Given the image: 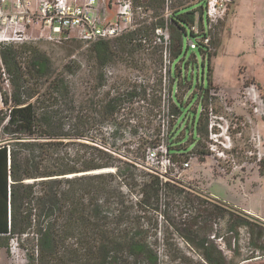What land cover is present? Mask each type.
Segmentation results:
<instances>
[{"label": "rangeland", "instance_id": "obj_1", "mask_svg": "<svg viewBox=\"0 0 264 264\" xmlns=\"http://www.w3.org/2000/svg\"><path fill=\"white\" fill-rule=\"evenodd\" d=\"M14 1L3 7L4 13L24 11V0L19 7L12 6ZM38 1L31 0L36 11ZM214 1L132 0L134 26L130 32L133 42L142 46L133 60L120 58L101 67L89 61L86 49L91 43L83 42L76 33L53 36L42 20L27 23L24 29L19 26L27 37L22 43L38 46L50 58L54 75L69 82L75 111H85L87 97L96 102L105 95H121L119 114L93 127L94 135L101 133L106 142L131 149L139 143L152 148L159 135L155 140L159 154L146 151L140 165L184 189L183 196H162L159 201L160 210L165 205L174 216L180 215L174 221L183 231L172 226L167 229L158 216L157 231L149 240L157 244L160 264L202 262L186 236L194 243L202 238L213 243L227 260L234 258L237 264H264V143L262 146V134L253 132L255 119L264 120V0H230L220 17L209 15ZM115 9L116 5L108 9L105 22L116 21ZM178 11L202 47L186 49L175 60L172 52L177 51V43L172 36L176 25L170 18ZM157 22L163 27L155 26L152 31ZM13 29L14 25L0 22V49L9 50L11 42L20 44L3 40L13 36ZM148 35L153 40L150 45ZM189 39L185 38L187 45ZM23 62L24 58H13L9 74L0 61V85L10 94L14 79L22 85L25 98L29 76ZM19 68L24 76H18ZM98 75L103 76L101 83L95 78ZM55 109L59 115V100ZM126 115L130 122L121 119ZM114 128L119 133L113 136ZM215 132L224 133L225 140L223 136L216 139L223 140L225 147L213 145L210 136ZM169 141L185 152L173 157V162H168L166 154ZM187 196L199 198V203L186 201ZM222 211L226 215L218 214ZM241 217L250 224L238 226ZM189 224H195L194 231L201 230L199 237L187 230ZM0 264H27V259L11 242L8 250L0 248Z\"/></svg>", "mask_w": 264, "mask_h": 264}, {"label": "trees", "instance_id": "obj_2", "mask_svg": "<svg viewBox=\"0 0 264 264\" xmlns=\"http://www.w3.org/2000/svg\"><path fill=\"white\" fill-rule=\"evenodd\" d=\"M181 14L178 11L170 18L176 25L175 60L190 49L185 38L195 37ZM152 26L154 31L163 23ZM131 33L91 43L86 49L89 61L101 67L120 58L133 60L142 44L133 42ZM149 35L148 45L153 41ZM11 43L9 50L1 46L0 61L10 74L12 59L24 58L29 80L25 98L22 85L14 79L10 94L0 85V248L8 250L15 242L27 264H160L157 244L149 240L157 231L158 216L167 229L183 231L174 221L180 215L174 216L165 205L160 210L159 201L162 196H183L184 189L140 165L146 151L159 154L155 149L159 135L148 149L142 143L135 149L117 146L106 142L101 133L94 135L93 127L119 114L121 95H105L96 102L87 97L85 111H75L71 86L60 74L54 75L46 53L32 43ZM201 47L198 42L197 48ZM18 70V76H24ZM95 78L103 81L102 75ZM121 119L131 120L128 115ZM118 133L114 128L112 135ZM166 154L173 162V157L185 152L169 141ZM185 198L199 203L197 197ZM218 214L226 215L225 211ZM181 220L185 225V218ZM249 224L244 217L237 221L238 226ZM193 225L187 230L199 237L201 230L194 231ZM186 238L202 260L198 264H237L213 243Z\"/></svg>", "mask_w": 264, "mask_h": 264}, {"label": "built area", "instance_id": "obj_3", "mask_svg": "<svg viewBox=\"0 0 264 264\" xmlns=\"http://www.w3.org/2000/svg\"><path fill=\"white\" fill-rule=\"evenodd\" d=\"M11 0H0V22L5 25H14L13 36L4 37L3 40L24 42L26 40L23 29L25 25L31 24L34 20H42L48 28L51 35H60L66 32H74L76 36L86 43L96 42L98 40L111 39L121 36L132 30L133 11L132 0H39V10L33 8L31 0H24V11L20 12L18 9L12 13H4L3 7ZM21 0H15L12 6L19 7ZM230 0H215L211 5V13L209 15L221 16L225 11L227 2ZM102 3L106 6V16L102 17ZM116 5L115 22H105L108 9ZM20 23V25H18ZM16 25H18L16 27ZM19 26H22L21 29ZM22 31V32H21ZM3 32V30H2ZM205 42L208 39H204ZM197 39L190 38L188 47L190 49L197 48ZM201 43V42H199ZM257 108H255V111ZM202 111V109H201ZM212 129V126H210ZM212 133V130L210 131ZM224 133H213L210 140L215 143L224 144V141L219 139ZM224 137V136H223ZM226 137H224V140ZM212 145V144H211ZM224 146V145H223ZM225 147V146H224ZM213 149V147L211 146ZM153 154V153H152ZM256 156L260 159V153ZM169 162V160H168ZM184 167H188V163H183ZM159 174V173H158ZM160 177L163 175L159 174Z\"/></svg>", "mask_w": 264, "mask_h": 264}, {"label": "crops", "instance_id": "obj_4", "mask_svg": "<svg viewBox=\"0 0 264 264\" xmlns=\"http://www.w3.org/2000/svg\"><path fill=\"white\" fill-rule=\"evenodd\" d=\"M253 113L257 114V112H255V111ZM263 125H264V120L262 118L261 119H255L254 126H253V132L257 133V134L259 133V135L262 134V139H263L262 146L264 143V129H262Z\"/></svg>", "mask_w": 264, "mask_h": 264}, {"label": "water", "instance_id": "obj_5", "mask_svg": "<svg viewBox=\"0 0 264 264\" xmlns=\"http://www.w3.org/2000/svg\"><path fill=\"white\" fill-rule=\"evenodd\" d=\"M106 16V6L105 3H102V17L105 18Z\"/></svg>", "mask_w": 264, "mask_h": 264}]
</instances>
